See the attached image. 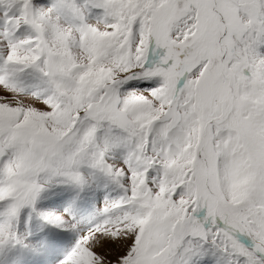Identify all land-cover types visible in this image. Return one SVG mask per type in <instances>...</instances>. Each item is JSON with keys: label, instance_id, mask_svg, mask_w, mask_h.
Wrapping results in <instances>:
<instances>
[{"label": "snow or ice", "instance_id": "6c2138e0", "mask_svg": "<svg viewBox=\"0 0 264 264\" xmlns=\"http://www.w3.org/2000/svg\"><path fill=\"white\" fill-rule=\"evenodd\" d=\"M0 264H264V0H0Z\"/></svg>", "mask_w": 264, "mask_h": 264}]
</instances>
